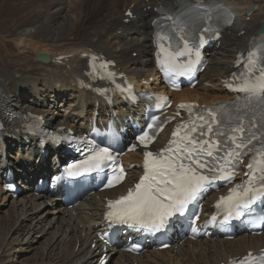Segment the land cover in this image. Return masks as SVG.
Wrapping results in <instances>:
<instances>
[{"label":"bare ground","instance_id":"1","mask_svg":"<svg viewBox=\"0 0 264 264\" xmlns=\"http://www.w3.org/2000/svg\"><path fill=\"white\" fill-rule=\"evenodd\" d=\"M172 1L35 0L33 4L34 13L30 24L31 29L27 32L26 37H20L17 42V47L22 49L21 54L23 56H20L22 60L10 59L9 55H7L9 53H2V56L7 58L5 60L0 59V113L12 110L28 111L29 105L24 103L26 102L24 96L25 93L28 94L27 90H30L31 87L37 89L40 94L46 97L49 92L55 93L56 89L54 87L59 86V90H77V93L80 94L78 96L79 103L76 105V112L69 120H67L68 118L61 120L62 118L59 117V114L57 112L54 113L53 105L50 106L51 110L47 111L39 105L31 107V112L36 108L34 112L43 116L47 126H64L66 128L85 130L88 129L89 123L94 119L96 110L99 112L98 121L104 119L111 110L110 106H107V101L101 95L88 90L82 83L79 84L78 82V76L83 75V78H85V70L83 69L86 60L81 55L91 51L103 53L109 58H113L117 62L115 68L118 71L127 73L137 86L144 81H146L147 86H151L149 78L154 76L153 54L150 53V50H152L151 33L153 30L151 22L157 16L152 8L159 3L172 4ZM225 1L235 10V23L223 34L221 49H214L210 52V64L203 71L200 77L201 82L217 78L223 84L222 79L231 70L236 54L240 49L246 48L251 36L258 33L260 24L264 22V0ZM0 6L2 5L0 4ZM150 6L151 8H149ZM42 7L44 10L40 11ZM128 8L132 9L135 18L126 22L128 16L125 11ZM251 9H253V13L247 20V12ZM46 13L50 16H43ZM103 13L104 16H102ZM238 23H241L242 26H238ZM119 30H122V32L118 33ZM130 34H137L138 36L129 37ZM261 35L264 37V33H261ZM144 46H146L147 51ZM131 51H138L139 55L132 57ZM38 52L44 53L45 58L43 60L36 57ZM59 55H65L64 57L70 55V57L60 61L57 59ZM27 58L30 60L28 61ZM25 88L26 91H23ZM198 88L194 90L185 88L172 94L176 99H195L199 103H203L206 98L195 96L193 93ZM220 88L219 90L223 94L217 93V95L229 97V94L225 92L226 87L222 86ZM51 96L57 98L58 95L54 94ZM113 102L115 104L113 107L118 110L117 102L123 101L115 99ZM40 104L44 105V103ZM126 108L130 113L137 115V109L130 104ZM141 110L139 109L138 112ZM88 112H90L89 118L87 117ZM64 115L65 113L62 114L63 117ZM21 133V129H17L12 125L0 131V158L2 157V148H5L8 151L7 157L12 156L10 154L11 150L17 149L18 156L21 155L20 150H25L23 157L36 158V160L44 159L45 157L37 152L39 151L37 143L22 138ZM28 151H30L29 154L27 153ZM50 152L55 153L57 149L54 148L49 151V155ZM35 153L38 155L34 156ZM17 160V157H11L7 161L9 164L19 165L20 167V163H15ZM124 160L128 164L140 162V155L131 152L124 156ZM2 161H5L4 157H2ZM20 170L22 169L19 168ZM42 170H53V168H50V165L44 166V164H41L34 167L31 164L27 169H23V171L30 173L32 177L35 176L37 171L42 175ZM132 172L136 173V175L126 182L127 186L131 185L132 181L137 179L140 174V170L137 167H134ZM15 174L17 173L15 172ZM17 175L23 180H30H27L24 174L20 173ZM1 179L2 174L0 173V181ZM32 183L33 181L28 182L22 195L17 197H11L9 193H4L0 187V216L2 217L0 219V263L4 261L3 259L7 253L10 254L13 251V254H15L16 251L23 247L19 244L11 247L14 240L6 243V239L1 236V233L7 234L19 229L22 230V233L19 234L21 236L27 231L22 238L21 244L24 241L28 243L27 235H36L41 232V230L36 229L50 224L51 236L40 242V247L44 245L41 248V256L44 257V249H47L50 254L48 260L40 261L37 259L38 255L35 254L29 258L31 261L26 264H96L94 259L101 243L96 232L98 230L104 231L106 228L101 226L106 205L103 196L105 194L114 196L122 193L126 190V186L123 185L115 189L95 193L89 198L76 202L72 208H69L60 200H53L54 206L51 207L43 205L44 201L41 200V197L35 194V191H32ZM31 242L33 241L31 240ZM90 242H95L96 248H92ZM77 244L78 249H75ZM186 245H195L197 248L186 249ZM260 247H264V234L253 236L243 234L234 238L232 242L223 239H211L201 244L199 241L189 240L182 246L177 245L178 250L172 255L169 262L183 264L180 261L197 260L202 261V264H209L211 260H208L209 253L213 252L215 253L214 264H221L223 261H227L229 257L243 255L249 249ZM174 248L175 245L172 250ZM165 251L151 249L150 252L140 256H133L130 253L121 256L118 255L119 250L115 249L109 250V255L110 258L116 256L115 264H134L135 262H138V264H152L155 257Z\"/></svg>","mask_w":264,"mask_h":264},{"label":"snow or ice","instance_id":"2","mask_svg":"<svg viewBox=\"0 0 264 264\" xmlns=\"http://www.w3.org/2000/svg\"><path fill=\"white\" fill-rule=\"evenodd\" d=\"M128 15H131V13H128ZM168 18L171 19V17ZM221 20L223 24H230L232 17L230 14H225L221 17ZM208 31H211V29H208ZM185 48L191 53L192 49L187 48V43H185ZM257 53H259V56H257ZM183 54V52L180 53V55ZM199 55V51H196L197 59L190 61L187 65H183L182 71H178L176 66L171 63H165L162 66L169 74L176 72L179 75H189L194 71L193 65L199 62ZM254 57L256 58L254 59ZM247 63L250 72L254 71V66L259 63L261 73L264 75V42H261L255 50L249 51ZM101 66L103 67V65ZM241 90L253 91L254 89L246 85ZM260 91H264V86H261ZM180 107H186V105H180ZM200 119L203 120L204 118L200 117ZM212 119L215 121L214 114ZM235 121L237 126L231 131L240 134V143H237L235 135L230 137V139L236 149H240L246 147L243 137L244 128L241 126L242 118L240 116H236ZM189 131H195V128L189 129ZM208 131H212L210 124L208 125ZM175 135L176 133H174ZM138 139L141 143H144L145 136H140ZM252 139H256L254 134L249 138L248 142L250 143ZM171 143H174V141ZM187 144L192 145V149L189 150L187 145L178 149V154L175 158L171 156L165 157L164 155V152H172V149H166L155 156L153 153L147 152L144 161L146 170L144 177L136 185L135 190H130L127 196L109 203V207L112 210L107 213L108 218L119 223L137 224L150 231H159L166 226L170 217L181 214L186 205L196 199L199 193L205 190L206 185L211 183L209 176L199 171V169L208 168L199 158L202 154V149L195 147L197 141L194 139L188 138ZM179 153H183V155H179ZM205 154L212 156L211 151ZM240 155L241 153L236 152L237 159H239ZM113 159L109 147H97L92 149L88 157L80 162L78 166L82 167L85 172H90L100 169L105 161ZM261 163L264 164V160ZM248 167L252 168V165L249 164ZM208 171L215 172L217 169L208 168ZM261 171H264V168ZM78 174L76 171L68 172L70 176ZM233 175L234 172L225 171L223 176H213L212 179H231ZM259 179L261 181L259 189L253 186V181H249L247 185L230 189V194L222 197L221 202L227 203L229 206L235 205L238 208L251 203L258 195L264 192V176ZM244 198L247 199L245 200Z\"/></svg>","mask_w":264,"mask_h":264},{"label":"rangeland","instance_id":"3","mask_svg":"<svg viewBox=\"0 0 264 264\" xmlns=\"http://www.w3.org/2000/svg\"><path fill=\"white\" fill-rule=\"evenodd\" d=\"M34 2H35V0H0V4L2 5V6H0V59L5 60V58H7V57L2 56V53H9L7 55H9L10 59L12 58L15 60H19V59L22 60L20 57V56H23L21 54L22 49H19L17 47V42L20 40V37H22V36L26 37V35L28 34L27 32L31 29L30 24L32 22V17H33V13H34V9H33ZM42 10H44L43 7L40 11H42ZM43 16L49 17L50 15L46 13ZM102 16H104V13L102 14ZM126 34H128V33H126ZM144 49L147 51L146 46H144ZM10 52L12 55L10 54ZM15 56H17V57H15ZM27 60L29 61L30 59L27 58ZM215 83H217V84H215ZM218 86H219L218 80L214 79L211 81V83H208L207 87L208 88H215V89H212L214 94H217V93L221 94V91L219 90ZM23 91H26V88ZM27 91H28V94L25 93L24 100L26 102H24V103H27L29 105L28 110H31V107L37 106L35 104L36 102L41 103V101L38 100L37 97L34 96V92H32V91L29 92V90H27ZM72 93H76V91L70 90V91L64 93L59 99H57L55 101H53L51 99L47 100L48 105L46 107H44V110H46V111L49 110L50 106L53 105L54 108H52V109H53L54 113L57 112L59 114L60 118H62L63 120L67 119V118L70 119V115H73V113L76 111L73 108H75L77 103H79L78 101H76L77 96L69 98V96H71ZM201 94H203V92H201ZM78 96H80V94ZM77 100H79V98ZM19 105H20V103H19ZM72 105H74V106H72ZM27 106H25V107H27ZM66 109H68V110H66ZM34 111H36V108ZM63 113H65V118H63V116H62ZM89 114L90 113H88L87 116H89ZM48 115H50V113H48ZM56 122L59 123L58 120H56ZM20 152H22V150H20ZM10 153L13 156H8V159H11V157H13V158L17 157L18 158L17 149L11 150ZM48 206H50V205H47L46 207H48ZM0 219H2L1 216H0ZM1 226H2V224H1ZM39 226H41V225H39ZM36 230H41V232L37 233L36 235L35 234L34 235L33 234L27 235L26 238H28L29 242L25 243V241H24V243H22V244H21L22 238L26 234L27 231L21 236L19 234L22 233V230H19V229L15 230V231L13 230L7 234L1 233V236H3V238L6 239V243L14 240L13 245L11 247H15L16 244L22 245L23 247L21 249H19L18 251H16L15 254H13V251L10 254L7 253L6 257H5L6 260L4 258L3 259L4 261H2L3 263L1 262L0 264H21V263L26 264V263H29V261H31V260H29V258L31 256H34L35 254L38 255L37 259H39L40 261H42V260L47 261L48 256H50V254L48 253L47 249L46 250L44 249V257L41 256V253H42L41 248L44 245L40 247V242L45 241L46 240L45 238H48L51 236L50 235L51 228L47 225L46 227H41V228H38ZM31 240L33 242H31ZM229 242H232V241H229ZM191 247L192 246H186L187 249H189ZM77 248H78V246H76L75 249H77ZM14 250H16V249H14ZM169 255L170 254L165 253L163 256L160 255V256L155 257V261L153 264H168L167 260L169 258ZM209 259H211L210 263L214 264V261H213L214 255L211 256ZM196 263L202 264V262H196L194 260L183 262V264H196ZM108 264H115V258L112 262H110ZM135 264H137V262Z\"/></svg>","mask_w":264,"mask_h":264},{"label":"water","instance_id":"4","mask_svg":"<svg viewBox=\"0 0 264 264\" xmlns=\"http://www.w3.org/2000/svg\"><path fill=\"white\" fill-rule=\"evenodd\" d=\"M262 30H264V28H263ZM43 56H45V55H43V54H41V53H38V54H37V57L40 58V59H44L45 57H43Z\"/></svg>","mask_w":264,"mask_h":264}]
</instances>
